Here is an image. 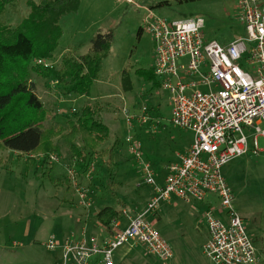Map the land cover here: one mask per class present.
<instances>
[{"label": "rangeland", "instance_id": "rangeland-1", "mask_svg": "<svg viewBox=\"0 0 264 264\" xmlns=\"http://www.w3.org/2000/svg\"><path fill=\"white\" fill-rule=\"evenodd\" d=\"M27 8V0H19L16 12L7 15L8 21L15 25ZM148 9L166 20L200 16L204 39L220 45L245 35L236 0H80L76 11L60 19L61 35L52 58L39 65L57 67L66 51L76 55L86 52L98 30L110 29L113 40L102 61L99 79L91 83L88 95L61 96L55 81L44 76L42 67L32 76L47 110L46 116L40 117L44 118L41 126L46 134L40 149L31 153L0 149V264H64L61 246L50 250L45 242L51 236L59 244L77 239L78 234L73 236L71 232L79 233L87 213L91 217L104 206L118 207L110 195L115 191L131 210L136 207L145 210L150 189L147 184L137 186L142 173L127 138L138 141L142 156L160 167L178 160V154L191 140L190 132L170 122L168 90L139 73L154 66L153 38L143 22L149 17ZM124 70L132 79L130 91H122L120 86ZM87 104L96 107L93 116L102 119L109 128L110 135L99 150L115 143L111 154L116 167L109 174V156L102 153L106 159L103 161L99 154L91 178L81 177L80 161L71 157L69 143L61 139L72 137L55 129L60 126L67 129L68 117H73L74 112L79 115ZM142 106L151 110V116L141 111ZM145 117L147 122L142 123ZM55 142L59 144L60 154L52 151ZM259 146H263L261 138ZM42 160L46 162L41 165ZM221 170L233 192L232 208L243 218L256 247L258 259L250 264H264V150L257 155L249 151L236 157ZM89 186L92 192L86 200L92 201L86 206L82 204L85 199L80 191ZM151 189L152 197L154 189ZM213 197L209 195L208 200ZM212 201L218 207V200ZM174 204L179 207L170 208ZM207 205L205 200L188 203L172 197L158 203L155 209L159 217L153 215L154 211L145 217L165 240L173 244L171 235H179L187 247L196 248V253L205 259L201 244L207 234L203 219ZM76 209L80 212L79 223L75 221ZM151 258L156 264H163L157 257Z\"/></svg>", "mask_w": 264, "mask_h": 264}, {"label": "built area", "instance_id": "built-area-1", "mask_svg": "<svg viewBox=\"0 0 264 264\" xmlns=\"http://www.w3.org/2000/svg\"><path fill=\"white\" fill-rule=\"evenodd\" d=\"M236 3L245 35L227 45L204 39L200 16L166 20L148 9L143 22L154 42L152 69L159 85L170 93L171 123L190 130L192 143L178 160L165 164V177L158 183L151 163L141 159L140 143L127 138L133 156L143 164V183L153 187L154 195L142 212L122 211L127 225L102 240L90 236L59 244L51 236L46 247L60 245L64 264H87L92 257L100 264H114V251L129 241L168 260L170 246L145 215L172 195L186 202H207L203 219L208 240L202 250L211 264L257 261L256 247L243 218L232 208L233 192L221 170L236 157L264 150V0ZM141 111L147 113V107ZM70 174L75 180L73 170ZM209 195L218 200V207L207 201Z\"/></svg>", "mask_w": 264, "mask_h": 264}, {"label": "trees", "instance_id": "trees-1", "mask_svg": "<svg viewBox=\"0 0 264 264\" xmlns=\"http://www.w3.org/2000/svg\"><path fill=\"white\" fill-rule=\"evenodd\" d=\"M79 1L27 0V11L13 25L8 21L7 15L16 12L19 0H0V149L20 153L40 149L46 134L41 126L44 118L40 117H45L47 110L37 94L32 76L43 68L38 61L52 58L61 35L60 19L67 13L76 11ZM112 40L113 33L110 29L96 31L86 52L76 55L66 51L59 66L43 68L44 76L55 81L61 96L71 93L88 95L91 83L99 79L102 61ZM142 72L149 73L146 78H152L150 70ZM121 85L123 91L132 89V79L125 70L121 74ZM95 108L92 104H87L79 115L74 112L73 117H68L67 129L63 126L55 128L66 133L65 136L72 137L64 139L60 136L69 143V153L76 160L81 161L84 156L89 161L92 154L102 155L104 152L109 158L112 157L115 143L99 150L110 133L102 119L93 116ZM60 138H57L58 141H62ZM60 150L58 142L53 143L54 154H60ZM45 162L46 160H42L40 163L42 165ZM118 214L119 211L113 207L105 206L97 216L104 224H108Z\"/></svg>", "mask_w": 264, "mask_h": 264}, {"label": "crops", "instance_id": "crops-1", "mask_svg": "<svg viewBox=\"0 0 264 264\" xmlns=\"http://www.w3.org/2000/svg\"><path fill=\"white\" fill-rule=\"evenodd\" d=\"M150 71L152 72V78L151 79H149L148 77L146 78V75L149 74V73H146V72H139V73H140V75H142L143 77H145L146 80H148V81L152 80L153 81V84H155V82H157V85H158L159 82H158L157 77L154 74L153 69L151 68ZM181 74H183V73L181 72ZM188 79L189 78H186L185 80H188ZM120 81H121V78H120ZM120 86H121V89H122L121 82H120ZM122 91H123V89H122ZM150 111L151 110H149L147 108V113H149ZM150 116H151V114H150ZM146 122L147 121H145V122L142 121V123H146ZM180 129H182V128H180ZM184 131H186V133L187 132H190L191 135H192V132L190 130L184 129ZM191 143H192V137H191V140H189L188 143L186 144V146L184 147V150L183 151H180V153L186 152V150L189 148V146L191 145ZM92 155L93 156L91 157V160H89V161L87 160L86 161L85 157L82 156V160L80 161L81 170H80L79 174L83 178L89 177L91 175L92 170H94L96 160L98 159L97 156L99 154H92ZM101 156H102L101 158H104L105 157V155H101ZM106 156H108V155H106ZM135 159L137 160L138 165L140 166L141 173H142V180H140V182L137 185V186H139V185L144 184L143 183V180H144V174L145 173H144V169H143L142 162L139 159H137V158H135ZM141 159L144 160V161H149V159L144 158L142 156V154H141ZM104 160H106V159L104 158L103 161ZM113 160L114 159H113V154H112V157L109 158L108 166H107V169H108V173L109 174H111L109 172V170H111L113 167H116V166H113L114 165V161ZM78 162H79V160H78ZM149 162L151 163V161H149ZM165 164L163 163L161 165V167H160V166H158L156 164L154 165V164L151 163V166L155 170L154 179L158 183H162L163 178L165 177V173H166L165 172ZM162 172H163V174H162ZM160 174H162V175H160ZM90 178H91V176H90ZM110 179H112V177ZM91 181L93 182L92 179H91ZM147 186H149V187H147V189H150V190H149V195L146 198V201L147 200H150L153 197V196L151 197V195H152V189H151L152 186L151 185H147ZM76 188L80 189L78 186H76ZM80 192H84V197H82V198L85 199V202L83 200L82 201V204H84L86 206H89L90 205V201H92V200L89 199L90 200L89 201V200H86V198L88 196V193L89 192H92L91 186H89L88 188H85V189L81 190ZM153 194H154V192H153ZM90 195H92V193H90ZM110 195L113 198H115L114 200L116 201V205L118 207L117 208L116 207H113V208L115 210L119 211L118 216L116 218L112 219V221L109 222L108 224H104L102 221H100L98 219V216H97L98 213L102 210L103 207L101 209H99L98 211H96L94 213V215H92L91 217H90L89 213H87L86 214V217L87 218H85L84 224H82V227L79 229V231H78L79 233H76L75 230L71 232V234L73 236H75L74 234H78L75 237L77 239H74V241H78L81 238H88L90 236H94L98 240H102V239L106 238L107 236H109V234H111V232L113 230H115V229H117V230L122 229V228H124L127 225V220H126L124 214L122 213V211H127L128 213H130L132 215L137 214L139 212H142V209H140L139 207H136V208H134V210H131L126 205V202H125L124 198L123 197H119V195L116 193V191L113 192V193H111ZM172 197H176V196H174V195L170 196V198H172ZM170 198L168 200H170ZM213 198H211V199L208 200V197H207V201L213 202L212 201ZM180 200H182V199H180ZM182 201H184V200H182ZM164 205L167 206V204H164ZM169 206H170V208L179 207L177 204H174L173 206H171V205H169ZM153 211H154L153 212V215L156 216V217H159V214H158V212H156V209L153 210ZM76 212H77L78 216L75 219V221L79 223V222H81V217L79 216L80 215V212L77 211V209H76ZM115 223L117 224L116 227L114 226ZM163 239L165 240V238H163ZM171 239L173 240V244H171L167 240H165V241L168 243V245L170 246V248L172 250V257L169 258L168 260L164 261V262L162 261L163 264H211V262L208 260V258L203 253V250H202V254H204V258L207 261L205 259H203L202 257H200L196 253V248L187 247V245H188L187 242L184 244L182 242L183 239L179 235H176V234L175 235H171ZM207 240H208V230H207V234H206V236L204 238V241L201 244V249H202V246L207 242ZM140 244L141 243L129 241L126 244L122 245L121 247L117 248L114 251V254H113L114 264H156V262H155L156 260L154 258H151L153 256L147 254L148 252H146L147 250H145L146 248L144 247V245L141 244L145 249L142 246H140ZM87 264H100V263H98V258L95 257L92 260L90 259Z\"/></svg>", "mask_w": 264, "mask_h": 264}]
</instances>
